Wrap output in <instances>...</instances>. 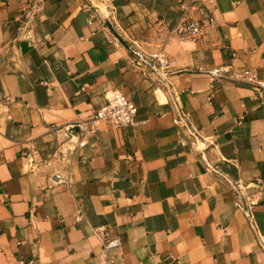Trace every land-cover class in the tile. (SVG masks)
I'll list each match as a JSON object with an SVG mask.
<instances>
[{"label":"crops","instance_id":"obj_1","mask_svg":"<svg viewBox=\"0 0 264 264\" xmlns=\"http://www.w3.org/2000/svg\"><path fill=\"white\" fill-rule=\"evenodd\" d=\"M190 1L0 0V264H264V189L251 220L230 187L264 181V100L243 80L264 84V0H200L217 25L161 47ZM161 49L163 82L136 63ZM112 90L136 124L101 122L57 161Z\"/></svg>","mask_w":264,"mask_h":264},{"label":"built area","instance_id":"obj_2","mask_svg":"<svg viewBox=\"0 0 264 264\" xmlns=\"http://www.w3.org/2000/svg\"><path fill=\"white\" fill-rule=\"evenodd\" d=\"M216 25L215 15L205 3L200 0L184 2L181 5V16L177 24L167 32L161 47H165L173 38H177L180 42L188 40L201 42L205 28L215 27ZM138 56L139 60L136 63L138 66L144 67L145 74L153 73L158 76L159 82H163L166 73L162 70L169 68L171 64L169 58L164 54V50H158L145 58L143 54L138 52ZM243 80L256 83V95L263 101L264 84L256 82L253 69L249 68L243 72ZM106 98V103L96 111L92 119L78 124L80 133L77 137L68 138L59 151L55 152L54 157L57 161L69 162L71 151L76 146H85L88 142L87 138L96 133L101 122H109L116 128H126L136 124L138 107L131 97L120 90H112ZM173 121L191 139L192 152L205 146V141L199 137L187 113L183 111L177 100L174 102ZM30 160L33 162V158ZM54 177L56 182H64L66 179L60 170L54 174ZM230 187L235 194L237 207L252 220L253 211L262 199L264 181L258 180L256 183L245 185L237 183L232 184ZM97 234L101 238L105 249H112L121 245L118 238L108 239L107 232L102 228L97 229Z\"/></svg>","mask_w":264,"mask_h":264},{"label":"water","instance_id":"obj_3","mask_svg":"<svg viewBox=\"0 0 264 264\" xmlns=\"http://www.w3.org/2000/svg\"><path fill=\"white\" fill-rule=\"evenodd\" d=\"M72 135H78L80 133V129L78 124L73 125L71 128L68 129Z\"/></svg>","mask_w":264,"mask_h":264}]
</instances>
